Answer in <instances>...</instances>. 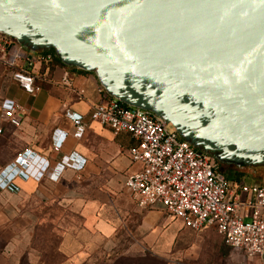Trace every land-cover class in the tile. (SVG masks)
Segmentation results:
<instances>
[{
  "label": "water",
  "instance_id": "95a60500",
  "mask_svg": "<svg viewBox=\"0 0 264 264\" xmlns=\"http://www.w3.org/2000/svg\"><path fill=\"white\" fill-rule=\"evenodd\" d=\"M0 31L216 160L264 163V0H0Z\"/></svg>",
  "mask_w": 264,
  "mask_h": 264
},
{
  "label": "crops",
  "instance_id": "0c3cea01",
  "mask_svg": "<svg viewBox=\"0 0 264 264\" xmlns=\"http://www.w3.org/2000/svg\"><path fill=\"white\" fill-rule=\"evenodd\" d=\"M62 69L83 88L81 97L56 82ZM47 76L36 80L47 93L38 111L20 113L17 125L0 119V264H119V255L133 253L135 230L136 240L149 244L163 207H138L124 187L139 166L127 150L134 139L89 118L90 104L109 97L95 74L55 62ZM14 87L0 80V105ZM71 111L81 114L82 127L71 124ZM24 149L33 153L30 170L47 159L39 178L14 160ZM67 157L83 162L75 167ZM59 159L64 166L56 173Z\"/></svg>",
  "mask_w": 264,
  "mask_h": 264
},
{
  "label": "built area",
  "instance_id": "2783aa9c",
  "mask_svg": "<svg viewBox=\"0 0 264 264\" xmlns=\"http://www.w3.org/2000/svg\"><path fill=\"white\" fill-rule=\"evenodd\" d=\"M52 58V53L43 49L26 50L14 37L0 31V80L15 85L8 103L0 105V119L17 125L20 113L39 110L47 93L36 80H49L47 72L55 67ZM56 82L78 97L83 95V88L72 83L66 69ZM97 89H102L100 84ZM68 116L75 128L83 126L81 114L71 111ZM88 116L114 132L124 130L134 139L127 150L139 166L126 175L123 185L138 207L158 202L184 225L210 226L227 246L250 258L258 257V264H264V184L232 183L211 154L181 138L169 122L149 109L109 96L91 103ZM64 135L58 134L54 144H60ZM32 155L24 149L14 160L28 175L39 178L48 161L41 159L30 170L27 164ZM67 158L75 167L83 162ZM60 159L53 166L56 173L64 166ZM5 186L14 187L10 181Z\"/></svg>",
  "mask_w": 264,
  "mask_h": 264
},
{
  "label": "rangeland",
  "instance_id": "374dc122",
  "mask_svg": "<svg viewBox=\"0 0 264 264\" xmlns=\"http://www.w3.org/2000/svg\"><path fill=\"white\" fill-rule=\"evenodd\" d=\"M229 167L240 175L243 183L264 184V165ZM161 220L159 226L151 228L149 244L138 242L135 230L133 253L119 255V264H258V257L250 258L227 246L210 226L188 227L164 210Z\"/></svg>",
  "mask_w": 264,
  "mask_h": 264
},
{
  "label": "trees",
  "instance_id": "16d2710c",
  "mask_svg": "<svg viewBox=\"0 0 264 264\" xmlns=\"http://www.w3.org/2000/svg\"><path fill=\"white\" fill-rule=\"evenodd\" d=\"M43 50H46V51H49L52 53L53 55V61L57 62V63H60L62 65H64L65 67H73V68H77L78 70L80 71H87V70H84L82 68H79V67H76L74 65H70V64H65L63 63L62 61L59 60V58L54 54L53 52V49L51 47L49 48H44ZM101 90L104 91V89L102 88ZM108 95V94H107ZM195 147V146H194ZM197 148V147H196ZM229 165H232L234 167H237V166H241V165H246V164H243V163H239V164H233V163H226V162H221V161H218L217 160V168L225 175V177L227 179H229L232 183H240L242 182V180L240 179V175L238 173H234L233 171L230 170V167ZM251 165H264V163L262 164H251Z\"/></svg>",
  "mask_w": 264,
  "mask_h": 264
}]
</instances>
